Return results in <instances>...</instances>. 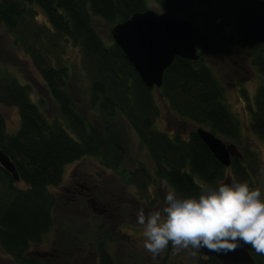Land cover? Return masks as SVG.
Wrapping results in <instances>:
<instances>
[{"label":"trees","instance_id":"obj_1","mask_svg":"<svg viewBox=\"0 0 264 264\" xmlns=\"http://www.w3.org/2000/svg\"><path fill=\"white\" fill-rule=\"evenodd\" d=\"M193 1L208 4L213 0H154L160 12L173 19L181 14L188 19ZM145 9V0H0V20L30 58L74 135L60 121L49 122L29 97V88L0 71V104L15 107L19 115V126L10 134L0 115V151L25 185L18 187L0 166V249L15 263L41 264L29 248L39 243L53 224L55 197L49 187L61 183L66 164L91 156L104 168L121 166L125 152L115 133L116 117L134 131L152 164V173L138 161L128 174V183L142 198L156 180L164 181L180 197H198L201 185H220L226 170L232 180L246 181L252 188L248 166L253 154L243 150L242 158L231 157L226 167L213 157L195 130L183 139L155 125L159 108L153 89L178 117L231 141L239 140V126L224 103L221 83L201 56L196 60L174 57L163 72L161 86L149 88L111 36L103 41L92 22L96 17L112 27ZM38 12L43 21L38 20ZM193 38L197 49L205 46L196 28ZM68 43L80 50V70L88 82V105L96 110L95 121L81 111L68 90L70 72L62 63ZM253 60L259 62L257 56ZM259 69L264 74L262 60ZM252 100L250 119L264 143V78ZM95 247L100 264H113L102 240ZM197 253V264H220L212 256ZM251 254L258 264H264V254L252 248Z\"/></svg>","mask_w":264,"mask_h":264},{"label":"rangeland","instance_id":"obj_2","mask_svg":"<svg viewBox=\"0 0 264 264\" xmlns=\"http://www.w3.org/2000/svg\"><path fill=\"white\" fill-rule=\"evenodd\" d=\"M145 3L147 8L161 11L154 0H145ZM177 17L184 18L182 14ZM37 18L44 20L39 12ZM188 19L205 40V46L197 49V53L221 83L224 103L239 126L237 142L215 135L225 144L234 145L239 158H242L243 150L253 154L248 172L252 188H259L264 199V143L256 136L249 113L253 108L254 92L264 78L253 60L260 47L259 62L264 61V0H213L208 4L193 1ZM92 22L99 36L107 42L111 27L96 17ZM80 55L77 46L66 45L62 63L70 72L68 90L81 111L90 121H95L96 110L88 105V82L80 70ZM0 71L25 84L30 90L29 97L38 103L45 118L49 122L60 121L74 136L42 77L1 20ZM152 92L159 108L155 119L157 128L170 136L178 134L186 139L190 131L201 126L178 117L156 89ZM0 115L6 132L13 133L19 126L16 108L0 104ZM114 128L125 152L123 163L118 169L111 170L102 167L95 157L83 156L66 164L61 183L49 187L55 197L53 224L39 243L30 245V254L39 257L41 264H100L95 244L102 240L113 264H197V250L174 251L171 242L156 256L145 250L144 226L137 223V210L143 207L147 213L163 207L166 193L171 188L164 181L156 180L155 184L147 186L145 198L139 196L135 186L128 183V174L138 161L152 173V164L124 119L116 117ZM231 182L232 175L226 170L220 183ZM15 184L25 188L21 181H15ZM0 264L17 263L0 249Z\"/></svg>","mask_w":264,"mask_h":264},{"label":"clouds","instance_id":"obj_3","mask_svg":"<svg viewBox=\"0 0 264 264\" xmlns=\"http://www.w3.org/2000/svg\"><path fill=\"white\" fill-rule=\"evenodd\" d=\"M137 223L144 226V248L153 256L171 242L174 251L192 248L235 251L249 245L264 254V199L259 188L233 178L217 187L201 185L198 197H180L169 189L161 208L137 210Z\"/></svg>","mask_w":264,"mask_h":264},{"label":"water","instance_id":"obj_4","mask_svg":"<svg viewBox=\"0 0 264 264\" xmlns=\"http://www.w3.org/2000/svg\"><path fill=\"white\" fill-rule=\"evenodd\" d=\"M194 29L193 22L188 19H173L165 12L147 8L114 24L110 36L141 81L149 88H159L163 72L174 57L197 59ZM195 133L222 165L227 167L231 157L240 156L234 145L225 144L208 129L198 126ZM0 166L11 174L13 180L18 181L13 164L1 151ZM198 251L214 257L220 264H258L249 245L229 252L209 251L207 248Z\"/></svg>","mask_w":264,"mask_h":264},{"label":"flooded vegetation","instance_id":"obj_5","mask_svg":"<svg viewBox=\"0 0 264 264\" xmlns=\"http://www.w3.org/2000/svg\"><path fill=\"white\" fill-rule=\"evenodd\" d=\"M249 54H250V52L247 53V55H249ZM255 56H257V58H259V47H258L257 50H256ZM255 66H256L257 68H259V62H258V63H255ZM236 70H237V69H236ZM235 73H238V72L235 71ZM238 74H239V73H238Z\"/></svg>","mask_w":264,"mask_h":264}]
</instances>
